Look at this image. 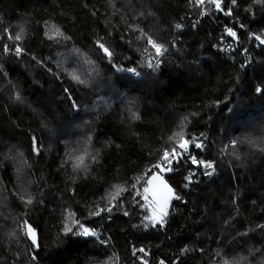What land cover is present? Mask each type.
<instances>
[{
	"label": "trees",
	"instance_id": "16d2710c",
	"mask_svg": "<svg viewBox=\"0 0 264 264\" xmlns=\"http://www.w3.org/2000/svg\"><path fill=\"white\" fill-rule=\"evenodd\" d=\"M200 11L191 0H0V264H264V2H210L195 22ZM49 129L61 132L52 143ZM205 136L163 169L172 192L160 212L140 180L165 149ZM108 208V240L74 234Z\"/></svg>",
	"mask_w": 264,
	"mask_h": 264
},
{
	"label": "snow or ice",
	"instance_id": "6c2138e0",
	"mask_svg": "<svg viewBox=\"0 0 264 264\" xmlns=\"http://www.w3.org/2000/svg\"><path fill=\"white\" fill-rule=\"evenodd\" d=\"M204 2H205V0H199V3L200 4H203ZM211 2L214 3V4H216L217 8L220 7V0H211ZM259 2H264V0H259ZM232 3L235 4L236 3V0H232ZM227 14L228 15H231V9H229V11H228ZM176 27L179 28L180 25H177ZM53 32H54L55 35H62V33L60 32L59 28H56L55 26H53ZM22 33H23V28H21L20 29V32L17 33L14 37H12L10 35L9 38L10 39H14L16 41H19V40L22 39ZM228 34L231 35V36H233V37L236 36V33L231 28L228 29ZM256 39L260 40V42L262 44H264V39H262L260 36H256ZM147 42L152 45V47L155 49L157 55H160L162 53L163 45H160V44L156 43V41L153 40L151 37H147ZM99 47L104 51V53L107 56L111 57L112 52L107 47H105L104 44H102V43L99 44ZM5 50L8 51L9 49L6 47ZM22 51H23V49H21L19 46H17L15 48V52H16L17 55H19ZM129 71H131V69ZM73 79L77 80L80 83H84L83 80H80L79 76L74 75L73 76ZM257 91H260V89H257ZM17 98H19V97H17ZM182 127L183 126H181V128ZM176 136L183 137V131L181 130L180 132L174 133L172 137H169V139L170 140L171 139H174ZM189 143H190L189 140L183 139V142L179 144V147L182 148V149H184L185 151H187V148H188V144ZM196 146L197 147H200V145H196ZM262 150H264V149H262ZM175 156H176V149L175 148H172L171 150L165 149L164 152H163V155L161 157V160L167 161L168 163H171V160L169 159V157L175 158ZM192 162L194 164L197 163V161H196L195 158H192ZM199 163L204 164V166L206 168H213V165L211 163H205L203 161H200ZM82 164H83V157H77L76 158V163L74 164V167L75 168H79ZM152 167L153 168H160L161 165L159 163H157L156 165H153ZM168 170L171 171L170 168ZM205 174L211 176L212 175V172H207ZM156 178H158L157 175L155 173H153V175L148 179V183L151 184L152 180L153 179H156ZM186 179H190V177H186ZM133 187H135L134 184H133ZM116 188H117V193L116 194H118L119 191H121L122 189L120 188V186H116ZM147 191H148V188H145V192H147ZM168 191L169 192H172V189L171 188H168ZM112 198L115 199V194L112 196ZM176 198L179 199V197H176ZM27 203L28 204H31L32 203V200L31 199H28L27 200ZM107 210L109 212H111L112 209L111 208H108ZM101 211H103V209H101ZM93 215H99V212L93 213ZM125 215H127V213H125ZM25 223H27V222H25ZM75 223L78 224L79 221H76ZM261 227H264V226H261ZM80 228H82L83 231L82 232H79V233H74V234H79V235H95V232L89 230L88 228H85L83 225H80ZM65 232L66 233L67 232H72V228L70 226L66 225L65 226ZM27 234L32 238L33 245L36 246V247H38L39 245L36 243L35 230L32 229V227L30 225L27 226ZM141 251H143V249H141ZM33 259H35V256H33ZM242 259H246V258H242ZM226 264H227V262H226Z\"/></svg>",
	"mask_w": 264,
	"mask_h": 264
},
{
	"label": "built area",
	"instance_id": "2783aa9c",
	"mask_svg": "<svg viewBox=\"0 0 264 264\" xmlns=\"http://www.w3.org/2000/svg\"><path fill=\"white\" fill-rule=\"evenodd\" d=\"M191 1H192V3L194 5L201 7V11H200V13L198 15V19H195L194 20L195 22H198L201 18H203L205 16V13H204L205 7H206V5H208L211 2V0L206 1L203 4H200L199 3V0H191ZM222 4H223V0H220V5H222ZM220 47H221L222 51L227 52L228 51L229 44H228V42H224V40H222ZM253 62H254V60L252 58H247L246 61L243 64V69L245 70V68L248 65L252 64ZM156 63H157L156 60H154L152 62L151 68L153 70L155 69V64ZM134 77H138V74H135ZM207 139H208L207 136H205L202 140L193 142L191 146H188L187 151H185L184 149H181L179 151V153L175 156V158L176 157H179V156H186V155L190 154L191 149H194L196 151H200L202 149V146H203L204 142L207 141ZM196 145H200V147H197ZM175 158L169 157V159L171 160V162ZM157 163H159L161 165V167L160 168H153V167H151L148 170V172L145 174V176L143 177L142 180H144L147 177H151L153 175V173L160 174L161 173L160 171L163 170V169L168 168V166L170 164L167 161H163V160L162 161H159ZM157 163H155L154 165H156ZM108 213H109V211L99 212L101 218H103V221L101 222V224L98 227L89 229V230L95 232V235H89L90 237H101V238H103V241H104V239L105 240H108L109 239L108 238V234L106 232H104V228H103V224L109 221ZM104 245H106L105 242H104ZM113 264H125V263L118 258L117 261L114 262ZM155 264H176V262L167 263L165 261L160 260V261H157Z\"/></svg>",
	"mask_w": 264,
	"mask_h": 264
},
{
	"label": "water",
	"instance_id": "95a60500",
	"mask_svg": "<svg viewBox=\"0 0 264 264\" xmlns=\"http://www.w3.org/2000/svg\"><path fill=\"white\" fill-rule=\"evenodd\" d=\"M156 175L158 178L153 179L151 184L148 183L147 188H148L149 194L153 197V199L159 202V208H160V212H161L165 203L167 202L166 200L168 199L167 196L165 195V193L167 191L169 193V198H170L171 192L168 191V188H170V187L166 183L163 176L161 174H156ZM163 198H164V200H163ZM98 217H100V214L96 215L93 218V220L97 219ZM28 225H30V224L24 223V232H25L26 238H27L28 242L31 244V246H33V248L35 250H38L39 246L38 247L34 246L33 242H32V238L27 234V226ZM32 229H34V228L32 227ZM35 237H36V243L39 245V238H38L37 230H35Z\"/></svg>",
	"mask_w": 264,
	"mask_h": 264
},
{
	"label": "rangeland",
	"instance_id": "374dc122",
	"mask_svg": "<svg viewBox=\"0 0 264 264\" xmlns=\"http://www.w3.org/2000/svg\"><path fill=\"white\" fill-rule=\"evenodd\" d=\"M206 1H209V0H205V2ZM151 70H153L152 68H150ZM155 70V69H154ZM137 74V73H136ZM138 77H139V74H138ZM138 77H136V78H138ZM71 129H72V127H71ZM48 133H49V136H50V142L52 143L54 140H55V138H56V136H58L60 133H58V131H53V130H51V129H49V131H48ZM71 134H73V131H69L68 129H67V133H66V135H65V137L66 138H69L71 141H74L75 140V135H71ZM182 143V142H181ZM182 148H179V151L181 150ZM179 151L178 152H176V155L179 153ZM8 155V154H7ZM7 160H8V162H9V164H11V163H14L15 161L17 162V160L14 158V156L13 155H8L7 156V158H6ZM13 160H14V162H13ZM163 175L164 174H167L168 173V171H166V170H161L160 171ZM160 173V174H161ZM161 174V175H162ZM141 181H143L142 179L140 180V182ZM139 182V183H140ZM165 195L167 196V198L169 199V193L166 191V193H165ZM163 200H164V198H163ZM167 201V200H166ZM106 211H108L107 209H106Z\"/></svg>",
	"mask_w": 264,
	"mask_h": 264
}]
</instances>
